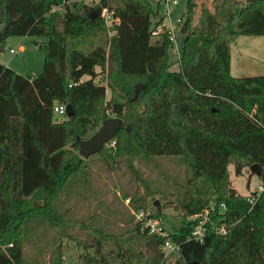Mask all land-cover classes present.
Returning <instances> with one entry per match:
<instances>
[{
  "label": "trees",
  "instance_id": "obj_1",
  "mask_svg": "<svg viewBox=\"0 0 264 264\" xmlns=\"http://www.w3.org/2000/svg\"><path fill=\"white\" fill-rule=\"evenodd\" d=\"M152 2L0 0V50L13 35L48 37L37 76L0 61V264H23L26 219L65 221L55 201L76 174L90 182L79 141L112 115L131 129L94 154L109 170L126 165L139 178L134 158L158 167L157 157L181 156L186 179L170 178L181 191L163 194V207L150 196L154 191L132 196L145 214L132 229L112 234L88 226L85 264H163L165 238L179 244V264H264V188L241 195L229 170L233 164L241 174L264 164V75L231 72L236 39L264 35V0H187L178 71L171 70V31L154 34L151 18L160 16V3L155 11ZM104 6L120 17L111 37ZM108 90L123 100L109 99ZM68 98L75 113L59 121L54 107ZM206 210L227 224V234L208 227L203 241L193 237L199 219L191 216ZM147 219L158 220L165 236L143 227Z\"/></svg>",
  "mask_w": 264,
  "mask_h": 264
},
{
  "label": "rangeland",
  "instance_id": "obj_2",
  "mask_svg": "<svg viewBox=\"0 0 264 264\" xmlns=\"http://www.w3.org/2000/svg\"><path fill=\"white\" fill-rule=\"evenodd\" d=\"M198 1H205L210 5L212 2ZM152 6L156 11L157 1H153ZM186 9L187 0H171L168 6L161 2L160 16L151 18L157 34L166 32V29L171 31L169 35L173 36V47L169 49V55L173 62L171 70L175 71L180 69L178 59L184 41V33L181 30L184 22L181 17ZM163 14L165 19L160 23L158 20ZM156 22L157 25L154 26ZM114 34L108 29L110 37ZM47 41L46 35L10 36L4 50H0V61L22 75L37 76L43 70L45 53L42 45ZM10 49L17 52L11 53ZM231 52L233 75H264V35L239 36L233 43ZM97 81H104L103 74L97 77ZM141 87L137 86L136 95ZM107 97L123 100L110 90L107 91ZM64 118L63 114L56 115L59 121ZM109 142L106 145H109ZM114 143L115 141L111 144ZM85 159L88 163L89 184L81 175L76 174L70 179L65 195L55 201V207L61 214L64 213L65 221L62 224H51L44 218H29L24 221L23 264H60V258L61 264H85L83 256L86 254V248L83 242L89 241L90 238L91 230L88 226L98 227L112 234L132 229L145 217V214H140L142 210H136L130 203L132 196L143 195L147 190L154 191L150 196L158 200L160 207H163L166 202L163 194L181 191L180 186L173 181L184 183L186 179L185 163L181 156L157 157L155 161L158 167L145 157L134 158L139 178L126 165L117 170H109L98 156L91 155ZM229 170L232 186L245 197L264 186L263 176L252 173L249 167L244 168L241 174L236 173L233 164L229 166ZM165 211L173 210L165 208ZM89 250L94 251L93 248ZM163 251V264H179L178 254L168 253L164 249Z\"/></svg>",
  "mask_w": 264,
  "mask_h": 264
},
{
  "label": "built area",
  "instance_id": "obj_3",
  "mask_svg": "<svg viewBox=\"0 0 264 264\" xmlns=\"http://www.w3.org/2000/svg\"><path fill=\"white\" fill-rule=\"evenodd\" d=\"M85 1L87 3H89L90 5H95L100 0H85ZM152 1H157L159 3L162 2L168 6L170 4L171 0H152ZM53 10H61V6H56L53 8ZM101 16L105 19V22H106V25H107V28L109 29V31H113L115 33L117 25L120 22V17L117 16L114 13V11L111 10L107 6H104L101 9ZM157 33L158 32L154 30V34H157ZM171 38H173V36H171ZM10 52L15 53L17 51L14 49H10ZM54 110L57 114H63V115L67 114L65 103H62V104L60 103V104L55 105ZM262 167L264 168V164L262 165ZM263 188H264V186H261L259 191H261ZM250 201L254 202L255 197L251 196ZM221 207L225 209L224 204H222ZM140 214H144V212L142 211V213H140ZM191 219H193V220L199 219L198 223L196 224V226L194 227V229L192 231V235H193V237H195L196 239H198L200 241H203L204 236H205L206 232L208 231V227L210 228L209 229L210 231L215 232V233L220 234V235L227 234V232H228L227 224L223 223V222L218 224L216 221H213L209 210H206L203 213L191 216ZM144 227H150L151 233L156 232L159 235L165 236V233L161 231L158 220L147 219L146 222L144 223ZM163 249L168 253L179 254V244H177L171 238H165L164 243H163Z\"/></svg>",
  "mask_w": 264,
  "mask_h": 264
},
{
  "label": "water",
  "instance_id": "obj_4",
  "mask_svg": "<svg viewBox=\"0 0 264 264\" xmlns=\"http://www.w3.org/2000/svg\"><path fill=\"white\" fill-rule=\"evenodd\" d=\"M253 1L254 0H247V2ZM94 13L95 15H98V12L96 10L94 11ZM181 30L183 33L187 32L186 23L183 24ZM65 104L67 116H73L75 111L69 98L66 100ZM123 128H126L128 131H130L131 125H126L125 121L120 117H108L89 138L79 141V153L82 157L87 158L100 152L102 148L116 135V133ZM249 168L252 173H255L257 175L262 174V165L260 163H253ZM156 203L160 205L158 200H156Z\"/></svg>",
  "mask_w": 264,
  "mask_h": 264
},
{
  "label": "crops",
  "instance_id": "obj_5",
  "mask_svg": "<svg viewBox=\"0 0 264 264\" xmlns=\"http://www.w3.org/2000/svg\"><path fill=\"white\" fill-rule=\"evenodd\" d=\"M231 54H232V52H231ZM232 59V58H231Z\"/></svg>",
  "mask_w": 264,
  "mask_h": 264
}]
</instances>
